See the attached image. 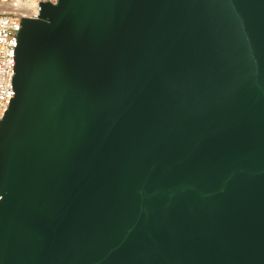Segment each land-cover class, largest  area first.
Instances as JSON below:
<instances>
[{
	"label": "water",
	"instance_id": "1",
	"mask_svg": "<svg viewBox=\"0 0 264 264\" xmlns=\"http://www.w3.org/2000/svg\"><path fill=\"white\" fill-rule=\"evenodd\" d=\"M20 26L0 264H264V0H57Z\"/></svg>",
	"mask_w": 264,
	"mask_h": 264
},
{
	"label": "built area",
	"instance_id": "2",
	"mask_svg": "<svg viewBox=\"0 0 264 264\" xmlns=\"http://www.w3.org/2000/svg\"><path fill=\"white\" fill-rule=\"evenodd\" d=\"M29 0H0V120L8 109L10 99H13L12 79L14 73V48L16 37L21 29L20 21L23 18L38 16L39 7L35 16L26 17L15 11L16 2ZM56 4L57 0H37Z\"/></svg>",
	"mask_w": 264,
	"mask_h": 264
},
{
	"label": "bare ground",
	"instance_id": "3",
	"mask_svg": "<svg viewBox=\"0 0 264 264\" xmlns=\"http://www.w3.org/2000/svg\"><path fill=\"white\" fill-rule=\"evenodd\" d=\"M37 0H29L25 2H16L14 10L22 13L26 17L35 16L38 9Z\"/></svg>",
	"mask_w": 264,
	"mask_h": 264
}]
</instances>
